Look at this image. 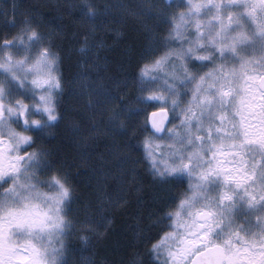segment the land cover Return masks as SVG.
Returning <instances> with one entry per match:
<instances>
[{
    "label": "clouds",
    "instance_id": "obj_1",
    "mask_svg": "<svg viewBox=\"0 0 264 264\" xmlns=\"http://www.w3.org/2000/svg\"><path fill=\"white\" fill-rule=\"evenodd\" d=\"M0 264H264V0H0Z\"/></svg>",
    "mask_w": 264,
    "mask_h": 264
}]
</instances>
